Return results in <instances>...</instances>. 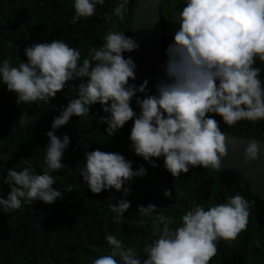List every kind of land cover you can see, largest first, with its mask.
Instances as JSON below:
<instances>
[{
	"label": "clouds",
	"instance_id": "obj_1",
	"mask_svg": "<svg viewBox=\"0 0 264 264\" xmlns=\"http://www.w3.org/2000/svg\"><path fill=\"white\" fill-rule=\"evenodd\" d=\"M97 4L103 5L104 0H74L71 23L95 15ZM128 4L129 0H120L105 19L111 21L115 16L123 21ZM174 18L179 27L165 52L166 81L155 85V95L148 93L147 80L139 86L130 83L136 79V65L124 53L137 50L139 43L111 29L102 46L91 48L82 64L80 50L59 39L26 46L27 62L18 66L3 60L0 83L16 94L17 104L48 103L66 87L76 90V98L68 100L53 118L52 131L46 133L49 142L43 174L27 166L20 171L8 168L6 177L3 175L0 186L6 184L10 189L7 198L0 195L5 212L21 209L22 201L51 205L62 196L52 188L55 176L50 173L65 168L61 161L70 138L64 135L61 139L55 130L67 125L73 116H87L92 105L100 104L107 114L100 117V123L107 125L109 138L132 121L129 140L135 155L154 168L158 167L155 159L163 157L165 170L174 178L198 166L221 169L228 146L219 121L209 114L221 117L228 126L242 120H264L261 69L254 67L257 58L264 63V0H185ZM77 79L78 84L69 83ZM133 98L139 112L131 107ZM34 119L25 111L18 123ZM260 154V145L251 141L244 149V160L256 161ZM84 158L80 175L94 194L115 189L127 196L131 189L124 185L146 175L142 165L134 171L133 161L116 152L96 149L86 152ZM9 159L0 154V160ZM163 195L173 199L171 190L165 189ZM183 195L177 191V196ZM130 206L124 199L109 205L116 214L115 223L121 222ZM155 208L153 204L138 207L142 216L153 219L154 234H158L145 245L143 256L108 234L109 254L94 259L93 264H209L217 254V242L235 241L247 230L251 214L248 200L237 194L207 210L197 204L183 214L181 226L172 230L170 217H152Z\"/></svg>",
	"mask_w": 264,
	"mask_h": 264
},
{
	"label": "trees",
	"instance_id": "obj_2",
	"mask_svg": "<svg viewBox=\"0 0 264 264\" xmlns=\"http://www.w3.org/2000/svg\"><path fill=\"white\" fill-rule=\"evenodd\" d=\"M120 0H104L103 5H96V13L89 18H81L77 23H71L75 15L74 0H0V64L3 60L10 61L11 66H18L27 62L24 55L26 46L32 43H50L59 39L70 47L78 48L81 52V64L88 56L91 48H99L103 44V37L111 29L124 32L130 37L133 9L136 0H129L128 11L123 21L112 16L111 21L105 19L111 15ZM185 0H162L160 4V26L165 61L166 49L173 42L178 22L175 15L182 10ZM125 58L129 53H124ZM254 67L261 69L260 79L264 85V63L257 58ZM77 79L70 84H78ZM132 83V81H130ZM76 98V90L64 91L57 94L48 103L17 104L16 94L9 92L0 83V152L27 158L37 174H43L46 165L45 147L49 142L46 133L52 131L53 118L67 106L68 100ZM131 107L139 112L133 98ZM27 111L34 120L25 124L18 123L23 112ZM107 115L100 104L90 107L87 116H73L69 123L55 130V134L67 135L70 143L62 159L64 165L71 167V174L65 177H55L53 189H57L62 196L55 203L47 206L49 212L61 214H76L82 217L90 241L96 246H102L106 239L105 223L116 214L109 205H118L121 199L130 202V208L123 218L140 220L139 206H147L154 200L156 206L152 217L163 214L170 217L172 230L181 226L183 214L202 205L205 210L215 204L226 203L229 197L237 194L248 200L250 216L246 231H242L233 242L219 240L217 254L209 264H264V201L252 192L202 166L190 168L188 173H181L179 177H172L164 168L163 157L155 159L158 167H152L149 162L135 155L129 140L132 121L118 130L112 137H108L106 124L100 123V117ZM213 116L220 123L222 132L235 136L264 140V120L251 122L242 120L234 126L223 123L221 117ZM39 149V151H37ZM100 149L106 152H116L133 161V170L141 165L146 169L143 177H134L124 187L130 188L129 195L115 189L94 194L88 188L80 175L86 160V152ZM16 160H0V184L3 175L6 177L8 168L22 170L17 167ZM60 169L53 173H66ZM71 189L70 191L68 189ZM171 190L173 199H166L164 190ZM9 186H0V195L7 198ZM182 191L183 196H177ZM176 197V198H175ZM44 202L33 201L22 208L5 212L0 207V264H35L36 263V225ZM162 228L163 225H157ZM109 233L116 235L123 241L125 247L135 248L143 256L146 244L158 238L154 234L153 219L148 218L141 224L121 221L109 224ZM47 246L53 264H93L94 259L108 255V249L95 251L87 247L81 236L80 226L71 220L48 219L45 222ZM119 261V257L116 258ZM52 264V263H46Z\"/></svg>",
	"mask_w": 264,
	"mask_h": 264
},
{
	"label": "water",
	"instance_id": "obj_3",
	"mask_svg": "<svg viewBox=\"0 0 264 264\" xmlns=\"http://www.w3.org/2000/svg\"><path fill=\"white\" fill-rule=\"evenodd\" d=\"M161 1L162 0H136L133 9L130 31V37L136 40L140 45L137 50L129 53V56H131L136 65V79L135 81H132V83L139 86L144 80H147V91L152 95L156 94L155 85L161 80L166 81L164 74L165 57L159 15ZM139 95L141 98H143L144 94L141 93ZM0 122H4V120ZM223 134L226 137L228 152L227 156L221 161V169L215 172L238 184L242 188L252 192L254 195L264 201V140L235 136L225 132H223ZM61 136L63 139L64 135ZM251 141H255L260 145V159L256 161L245 162L244 149ZM0 154L16 160L15 164L21 168L27 167V164L29 165L27 158L24 156L1 152ZM64 166L67 170L66 173H50V175L55 177L69 176L71 174V167L68 165ZM29 167L33 168L32 165ZM155 201L159 200H154L150 204H153ZM47 206L48 204H43L42 210L39 213L37 219V255L35 264H53L45 234V222L48 219L75 221L80 226L81 236L88 248L95 251H104L109 248L107 241H105L102 246H96L90 241L82 217L76 214L49 212L47 210ZM148 218L149 217L145 216L140 220L122 218L121 221L130 222L133 224H141L146 222ZM113 220L114 218H110L105 223L106 236L110 234L109 224Z\"/></svg>",
	"mask_w": 264,
	"mask_h": 264
}]
</instances>
